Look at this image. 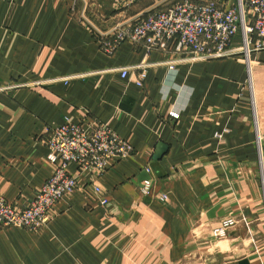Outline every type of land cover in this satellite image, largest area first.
<instances>
[{"label":"crops","instance_id":"0c3cea01","mask_svg":"<svg viewBox=\"0 0 264 264\" xmlns=\"http://www.w3.org/2000/svg\"><path fill=\"white\" fill-rule=\"evenodd\" d=\"M117 2L0 0L5 200L23 209L53 176L47 128L107 124L134 148V157L111 161L100 193L71 165L79 189L56 203L40 232L0 230V264H195L202 255L264 264V51L252 56V89L242 55L199 60L174 45L148 54L137 43L108 55L98 34L116 26ZM180 2L144 0L127 17ZM144 61L143 87L122 78L119 68ZM227 217L241 221L238 235L217 248L211 230Z\"/></svg>","mask_w":264,"mask_h":264},{"label":"built area","instance_id":"2783aa9c","mask_svg":"<svg viewBox=\"0 0 264 264\" xmlns=\"http://www.w3.org/2000/svg\"><path fill=\"white\" fill-rule=\"evenodd\" d=\"M142 1L118 0L116 26L98 34L104 53L112 55L124 43H137L144 45L148 54L153 50L167 51L174 45L175 51L190 53L199 60L242 55L249 67V87L253 88L252 56L264 51V0H182L167 11H153L143 18L128 19V11ZM150 68L144 61L119 68V71L122 78L143 87ZM252 116L257 148L262 155L263 134L254 98ZM46 134L54 174L23 209L8 203L0 190V230L12 227L38 233L52 223L56 218V203L79 189L78 177L69 174L71 165H77L81 175L90 176L95 191L100 193L98 182L111 161L134 157L133 146L107 124H91L86 128L67 121L47 128ZM150 187L145 181L142 192L147 194ZM107 202V199L102 200L101 204L106 206ZM245 221L243 218L242 222ZM240 222L233 217L224 218L211 234L219 242L234 239L230 232Z\"/></svg>","mask_w":264,"mask_h":264},{"label":"rangeland","instance_id":"374dc122","mask_svg":"<svg viewBox=\"0 0 264 264\" xmlns=\"http://www.w3.org/2000/svg\"><path fill=\"white\" fill-rule=\"evenodd\" d=\"M210 238L212 239V242H211L212 245H215L217 248H221L222 247V249H223V244H220L219 241L215 240L214 237L212 236V234H211V237ZM201 257H202V260H198L199 256H195L192 259V261H194L195 264H201L204 261L206 262V264H213V261H212L213 256H211V255H207V256L202 255Z\"/></svg>","mask_w":264,"mask_h":264},{"label":"water","instance_id":"95a60500","mask_svg":"<svg viewBox=\"0 0 264 264\" xmlns=\"http://www.w3.org/2000/svg\"><path fill=\"white\" fill-rule=\"evenodd\" d=\"M230 235H238V233L235 231V230H233V231H231L230 232ZM248 263V260H241L240 262H239V264H247Z\"/></svg>","mask_w":264,"mask_h":264}]
</instances>
